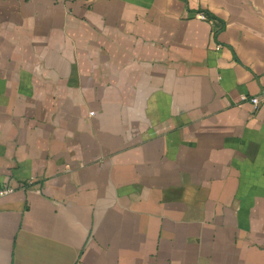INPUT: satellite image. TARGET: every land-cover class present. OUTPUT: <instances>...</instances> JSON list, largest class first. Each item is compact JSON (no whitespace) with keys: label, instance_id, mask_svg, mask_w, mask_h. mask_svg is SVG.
<instances>
[{"label":"crops","instance_id":"obj_1","mask_svg":"<svg viewBox=\"0 0 264 264\" xmlns=\"http://www.w3.org/2000/svg\"><path fill=\"white\" fill-rule=\"evenodd\" d=\"M262 90L264 0H0V264H264Z\"/></svg>","mask_w":264,"mask_h":264},{"label":"built area","instance_id":"obj_2","mask_svg":"<svg viewBox=\"0 0 264 264\" xmlns=\"http://www.w3.org/2000/svg\"><path fill=\"white\" fill-rule=\"evenodd\" d=\"M54 1L65 2V0H54ZM200 17L202 19L206 18V16L204 14H201L199 16V18ZM243 99L249 100L253 104L254 109L257 110L260 108L261 104L264 102V90H262L259 95L252 96V97L244 96ZM12 192H14V188L12 186H4V187L0 188V198L5 196V195H8Z\"/></svg>","mask_w":264,"mask_h":264}]
</instances>
